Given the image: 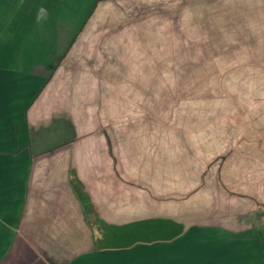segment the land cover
<instances>
[{"label":"rangeland","instance_id":"374dc122","mask_svg":"<svg viewBox=\"0 0 264 264\" xmlns=\"http://www.w3.org/2000/svg\"><path fill=\"white\" fill-rule=\"evenodd\" d=\"M86 24L34 118L99 174L90 217L251 229L192 228L139 264H264V0H100Z\"/></svg>","mask_w":264,"mask_h":264},{"label":"crops","instance_id":"0c3cea01","mask_svg":"<svg viewBox=\"0 0 264 264\" xmlns=\"http://www.w3.org/2000/svg\"><path fill=\"white\" fill-rule=\"evenodd\" d=\"M99 1L0 0V264H139L140 247L171 244L192 228L211 227H192L170 242L95 249L98 234L84 212V194L92 207L102 208L92 186L97 167L94 177L81 168L76 137L43 142L34 107Z\"/></svg>","mask_w":264,"mask_h":264},{"label":"trees","instance_id":"16d2710c","mask_svg":"<svg viewBox=\"0 0 264 264\" xmlns=\"http://www.w3.org/2000/svg\"><path fill=\"white\" fill-rule=\"evenodd\" d=\"M77 38L78 36L74 38L72 45ZM70 50L71 47L69 51ZM18 131V125L15 123L13 138L16 144ZM75 185L77 189L82 186L79 181H77ZM88 207L84 204V212L90 217L92 212H90ZM91 220V226L98 234L95 239L96 250H121L131 248L137 244L170 242L177 239L185 232V229L180 222L168 217L164 218V216L156 219H142L141 221H134L125 224L107 222L102 219L100 215H96L95 222L92 218ZM260 228L264 232V223Z\"/></svg>","mask_w":264,"mask_h":264}]
</instances>
